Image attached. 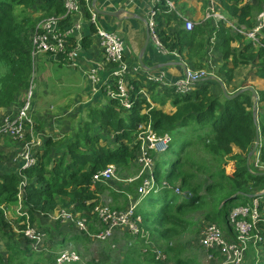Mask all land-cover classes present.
Here are the masks:
<instances>
[{
	"label": "trees",
	"instance_id": "16d2710c",
	"mask_svg": "<svg viewBox=\"0 0 264 264\" xmlns=\"http://www.w3.org/2000/svg\"><path fill=\"white\" fill-rule=\"evenodd\" d=\"M217 1L228 16L248 27L253 26V19L264 3V0ZM208 4L209 0H205L204 7ZM86 6L84 4V9L89 15ZM185 7V4L180 6L181 13ZM163 10L156 18L159 38L169 51L185 53L183 56L188 68L210 69L209 61L214 59L218 66L216 73L226 87L233 81L235 69L243 64L252 65L255 75L264 79V46L255 47L251 41L244 40L243 36L223 24L216 25L211 19L195 23L194 29L187 31L176 13ZM63 13L62 0H0V110L14 105L18 96L31 85L32 52L28 45L36 25L47 16ZM91 28L95 31L94 25ZM240 42L242 46L236 49L233 44ZM211 48L214 52L210 56ZM214 81L197 82L196 89L185 95L171 88H166L163 94L152 95L157 103L171 102L175 108L172 113L135 96L130 109L114 98L102 106L94 102L87 108L88 119L79 124L74 135L68 133L61 139L45 137L42 140V147L37 148L36 165L21 172L18 171L19 167L0 172V241L4 248L0 252V264L5 262L4 254H7L9 264H57L59 249L67 241L82 242L87 246L90 241L87 233H68L61 228L64 225L59 220L56 227L61 228L60 235L57 238L50 235L55 245L53 249L49 247V250L35 252L32 240L25 235L21 239L9 236L11 227L5 220L4 209L17 204L19 185L25 176L24 204L29 210L31 223L37 224L40 217L47 218L63 208L84 218L92 233L100 232L104 225L99 222L95 207L104 185L94 182L93 176L109 164H115L119 169L128 168L136 160L135 151L140 146L137 133L141 123L150 125L157 136L169 135V149L173 134L183 135L185 140L179 156L169 162L168 168L164 169L161 158L156 157L152 175L154 186L148 194L141 196L138 193L143 179L151 177L147 173L129 181L126 187L111 191L114 209H126L138 199L137 195L140 196L134 217L142 231L138 235L125 232V237L133 240V243L124 252L122 264H200L186 252V248L175 242V238L191 225L188 213L201 211L207 221L224 226L225 234L235 239L236 234L232 233L233 227L229 222L230 212L234 207L253 204L255 199L259 201L260 212L255 231L263 236L258 244L256 263L264 264V171H252L247 164L258 129V150L264 162V105H261L264 102V89L257 90V98L251 91H244L229 99L223 92L214 91ZM133 83L136 87L146 85L152 93L158 89L157 83L146 81L143 75ZM246 85L250 84L243 86ZM237 90L235 88L233 91ZM255 103L258 105V122L254 119ZM109 136L113 137V142L109 141ZM135 141L137 146L131 147ZM198 147L216 163L202 162L201 158L195 157L191 148L194 150ZM234 147L242 153L233 155ZM176 187L184 194L176 193ZM136 193V198L131 199ZM121 199L123 203H120ZM47 229H50L49 226L43 229L46 236ZM146 231L151 236H157L162 242L158 241L160 247H151L146 242L142 237ZM251 248L255 251L252 245ZM45 250H53L54 253L46 257L48 254H45ZM158 252L165 257H158ZM94 262L62 264H111Z\"/></svg>",
	"mask_w": 264,
	"mask_h": 264
},
{
	"label": "built area",
	"instance_id": "2783aa9c",
	"mask_svg": "<svg viewBox=\"0 0 264 264\" xmlns=\"http://www.w3.org/2000/svg\"><path fill=\"white\" fill-rule=\"evenodd\" d=\"M62 2L65 13L47 16L36 25V30L31 37V52L33 58L40 54H46L55 62L66 64L83 71L82 63L85 61L84 47L82 44L85 36L83 34L84 20L82 17H78V15L82 13L84 4L89 5L90 15L85 22L87 21L88 24L95 26L94 32L98 37L99 45L104 56L103 61H91L89 69L84 70L83 73L86 79L93 85L92 90L94 93H97L102 88L105 97L119 99L121 105L126 109L132 108V100L135 97H141L142 93L148 90L144 84L136 87L133 83V81L139 80L142 75L146 81L157 83L160 89L171 88L176 93L185 95L196 89V84L200 79L212 74L205 69L193 70L187 67L184 76L173 78L167 70L162 68L150 71L142 67L139 63L132 67L126 60V45L122 35L117 30H109L99 25L98 12L95 8H92L90 0H62ZM162 9L166 13H176L183 20L184 28L187 31L193 30L196 22L181 14L179 4L175 0H149L147 27L150 30L151 42L155 44L160 52L171 54L178 61L184 62L182 54L177 51H169L159 38L156 18ZM206 19H211L216 25L223 24L233 32L243 36L244 40L251 41L255 47L264 46V3L262 9L253 19V26L251 27L228 16L217 0H209L203 20ZM63 21L67 22L62 23ZM110 65H113L114 68L103 79L99 72L104 71L105 66ZM33 86L34 84L31 81V85L27 90V97L23 101L16 116L5 113L4 115L6 116L0 123V141L5 137H10L16 141L29 140L21 146L20 153L17 155L23 161L18 169L19 172L36 165L38 161L37 152L34 150L36 147L34 145V139L29 138L33 137L35 132V122L31 115L34 110L32 98L35 92ZM146 130H149L153 138L159 137L158 140L162 141L165 146L164 151L169 147L171 140L169 135L157 136L150 125L147 124ZM151 140L153 139L151 138ZM138 141H140V144L142 143L141 136L138 137ZM151 151L152 149H148L150 155H152ZM141 161L145 167H148L146 173L151 175L150 178L145 177L139 186L138 193L143 196L148 194L154 186L152 175L155 161L154 158L150 159L147 155H143ZM250 169L252 171H264V162L259 155L253 161V167H250ZM118 171L119 168L117 165L109 164L106 168L94 174L93 181L107 184L116 177ZM144 172L132 177L130 180L133 181L143 176ZM23 177L19 185L18 193L21 224L25 226L24 235L32 240L34 244H41L43 242L40 241L46 236L45 230L42 232L34 231L33 233L28 230L29 228L35 229L36 223L29 221V210L24 204V201H26L25 189L27 178L25 176ZM164 184L167 185L166 182ZM136 206V201L135 203H131L126 209H114L109 204L96 205L95 213H97L99 222L103 223L104 228L100 232L93 233L92 235L103 240L110 237L117 230H127L132 234L136 233L138 235L142 230L139 221L134 217ZM258 208L259 201L255 199L253 204L240 205L232 209L229 215V222L235 231V239L227 236L217 223L211 222L205 227L200 244L210 259L217 255H222L225 258L224 264H241L244 253L250 246V243L253 247L258 248V244L263 240V236L255 231L256 222L260 221ZM58 214V218L61 221H73L80 230L89 233L86 220L80 217L79 214L75 215L68 209L63 208H60ZM42 249H47L46 245L42 244ZM60 252L57 257V264L77 261L79 259V255L74 251L62 250ZM158 257H162L160 252H158Z\"/></svg>",
	"mask_w": 264,
	"mask_h": 264
},
{
	"label": "rangeland",
	"instance_id": "374dc122",
	"mask_svg": "<svg viewBox=\"0 0 264 264\" xmlns=\"http://www.w3.org/2000/svg\"><path fill=\"white\" fill-rule=\"evenodd\" d=\"M34 13V12H33ZM34 15H37L35 12ZM242 46V42L234 44V47L240 48ZM28 48L31 49V41L29 42ZM46 57H48L46 54H40L33 58L32 56V75L31 80L33 79L34 84V92L35 95L33 96V108L31 115L36 121V127L33 137H29L32 139H35L37 137V134L44 139L45 137H51L55 136L56 139H59L60 137H63L65 134H71L74 135L75 129L78 128L79 124L81 122H84L88 119V109L89 105L94 104V102H97V99H99V103L102 106L103 104H106L110 101V97H105L103 95L102 88L98 90L97 93L93 92V85L90 83L88 79H84L81 75L80 69H75L71 66H68L66 64H61L55 61H52V59L49 58V60H46ZM212 68H216L217 62L212 61ZM241 68L238 70L237 74V80H239V83L236 84L235 80L230 82L229 85H227L226 89H229V93H235L236 91H233L237 86L241 87L240 85L245 83L249 84L248 78L253 76L254 68L252 65L243 64L240 66ZM243 67V68H242ZM209 73H212L215 75V73L211 69H206ZM216 70V69H215ZM50 77V79H48ZM216 77H219V74L216 73ZM244 77V78H243ZM220 78V77H219ZM221 79V78H220ZM247 79V80H244ZM222 80V79H221ZM223 81V80H222ZM224 83V82H223ZM86 85L88 87V90L93 92L96 95H89L86 89ZM223 85V84H222ZM220 84L219 81L215 79V81L212 83V88L216 93L223 92V86ZM226 86V85H225ZM159 89V88H158ZM156 89L155 93H152L148 90L145 91V93H142L141 98L147 99L149 103H157L154 101V98L152 95L158 94L159 91ZM239 90V89H238ZM160 91L163 93L166 91L165 89H160ZM40 94V95H39ZM98 94V95H97ZM161 94V93H159ZM158 94V95H159ZM87 96V97H85ZM92 96V97H89ZM96 96H100L101 98H97ZM144 96V97H143ZM27 97V90L24 91V93L20 94L17 98L18 104L14 105V109L12 108V112L10 113L7 111V109L0 110V123L2 122L3 118L6 116L4 115L6 112L11 114L12 116H16L22 102ZM89 97V100L87 101ZM84 102V103H79ZM165 104V103H163ZM161 104V105H163ZM261 105H264V102L261 103ZM155 106V105H154ZM157 106V105H156ZM88 108V109H87ZM69 127V128H68ZM100 133H103L101 129L98 130ZM138 137L141 136L142 143L139 147H137L135 151L136 160L128 167V168H121L117 172V175L115 178H113L109 183L103 184L104 188L101 190L99 196L100 201L97 205H112L114 204L113 197L111 191L113 189H121L123 187H126L128 182L131 181L130 179L134 177L135 175H139L141 173H146L148 167H145L143 162L141 161V158L143 155H147L150 159L154 158V161L156 157H160L162 163L164 164V169L169 167V162L172 160H175L179 154H180V148L183 145V142L185 140V137L183 135L173 134V141L171 142V148L169 147L164 151L165 146L162 141L158 140L159 137L153 138V135L150 134L149 130H146V123H141L138 127ZM105 134V132H104ZM151 138L153 140H151ZM109 141L113 142V137L109 136ZM29 141L28 139H25L23 141H16L8 138H3L0 141V172L3 170H10V169H17L21 166L23 161L17 157V155L20 153L21 146L26 142ZM138 141V140H137ZM103 142V141H102ZM137 142L131 144V147H136ZM194 148V147H193ZM192 149V153H195V157L201 158L203 160L202 162L209 161L211 164H215V160L209 155L205 154L203 149L201 147ZM148 149H152L150 155L148 153ZM169 149V150H168ZM34 150L37 152V150L34 148ZM164 151V152H163ZM148 153V154H147ZM242 152L239 150V148H235L233 151V155L241 154ZM257 154V153H256ZM161 155V156H158ZM256 155L253 154L249 157V160H253V158ZM3 169V170H2ZM205 177V175H204ZM178 185V184H177ZM176 185V186H177ZM175 192L179 195H183L184 193L177 187L175 188ZM136 194L132 195L131 199L136 198ZM137 198L139 199L140 196ZM136 200V202L138 201ZM243 198L241 199V201ZM20 202V200H19ZM120 203H123V199H121ZM135 203V202H134ZM60 208L57 209L52 215L48 216L47 218L40 217L39 221L35 225V229L29 228L28 230L33 233L34 231L42 232L45 227H48L50 229L48 230L47 236H45L44 239H42L40 242H43L41 244H34L33 243V250L35 252H39L42 250V244L46 245V248L49 250L53 249L55 246L52 244V240L50 235L57 238V236L61 233V228L63 230L68 231V233H79L84 232L80 230L75 222H71L69 220L62 221V226L60 229L56 227V224L58 223L60 218H58V212ZM4 216L5 220L10 223L11 229L9 230L8 234L13 239H21L22 235H24L25 226L23 228L20 227L21 225V216L19 214V206L18 202L17 204H13L7 209H4ZM191 219V225L177 238H175V242L180 243L184 248H186V252L193 255L195 259L200 262V264H224L225 258L222 255H217L216 257L209 258L207 252L201 247L200 239L203 236V232L205 230V227L211 223L207 221L204 218V214L201 211H195L190 212L187 215ZM86 227V225H85ZM222 230L225 229L224 226H221ZM86 229V228H85ZM26 230V231H28ZM125 232H128L127 230H117L115 233H113L110 237L107 239H100L96 238L93 235L92 231L89 230V233L85 231L90 236V241L87 244V246H84L82 242H76L69 240L65 243V246L61 249L62 250H69L74 251L79 255V259L77 261H84V262H93L94 261H105L110 262L111 264H122L123 263V257L124 252H126L130 246L131 243H133V240H129L127 237H125ZM131 233V232H130ZM144 234L142 237L146 240V242L150 243L151 247L158 248L160 247L158 241L162 244V242L157 238L156 235L151 236L149 231L143 232ZM232 233L235 234V231L232 230ZM132 234V233H131ZM230 238L232 236L228 233H226ZM31 235V234H30ZM71 235V234H70ZM133 235H136V233H133ZM251 243L248 249L245 251L243 256V261L241 264H257V253L259 248H255L256 253L251 248ZM59 248V246H58ZM251 250L249 251V249ZM3 244L2 241H0V252L3 251ZM45 250L48 254L46 257L51 256L54 251H48ZM261 250V248H260ZM58 252V255L61 252ZM161 253V252H160ZM57 255V257H58ZM252 255V256H251ZM5 262L3 264H9L7 262V254H4ZM163 257V254H162ZM252 257L253 260H252ZM57 259V258H56ZM253 261L255 263H253ZM103 262V263H105ZM172 264V263H170Z\"/></svg>",
	"mask_w": 264,
	"mask_h": 264
},
{
	"label": "crops",
	"instance_id": "0c3cea01",
	"mask_svg": "<svg viewBox=\"0 0 264 264\" xmlns=\"http://www.w3.org/2000/svg\"><path fill=\"white\" fill-rule=\"evenodd\" d=\"M181 3V4H180ZM100 10H106V11H113L117 12L116 16H110L105 14L98 13V22L99 25L107 28L109 30H117L123 37V40L126 45V60L132 67H134L135 64L139 63V55L142 52L145 39H146V30H147V12H148V6H149V0H96L94 3V0H90V5L92 8H94V5ZM179 9L180 6L182 7L185 4V10L181 13L182 15L188 17L189 19L194 20L196 23H200L204 18V14L207 7H204L205 0H178ZM89 10V5L86 6ZM180 11V10H179ZM90 15V11H89ZM89 15L86 13L84 7L83 11L78 17H82L84 20V27H83V34H85L82 44L84 47V58L85 61L82 63L84 70L89 69L91 65V61H103L104 53L99 45L98 37L95 35L94 30H92L91 25L88 24V22L85 20L89 17ZM87 37V38H86ZM87 39L88 45L85 46V41ZM236 44V43H235ZM234 46V44H233ZM214 50L211 48L210 50V56L213 54ZM185 54V53H184ZM183 54V55H184ZM185 56V55H184ZM183 56V57H184ZM185 59V57H184ZM46 60H49V57H46ZM213 60V59H212ZM212 60L209 61L210 69L215 73L214 76H216V68H212ZM53 61V60H52ZM144 62L148 66H156L161 65L160 68L167 70L171 77L178 78L185 75V69L184 66H182L177 59L171 54H164L163 52H160L155 44L153 42L150 43L149 49L146 52L144 56ZM188 67L185 60L182 62ZM140 64V63H139ZM114 68L113 65L105 66L104 71H100V76L105 79L106 75L111 72V70ZM190 68V67H189ZM236 68L234 71V79L236 84L239 83V80H237V72L240 69ZM243 68V67H242ZM191 69V68H190ZM216 69V70H215ZM84 70L81 71V76L85 79L86 76L84 75ZM199 70V69H196ZM206 70V68H205ZM255 73V70H254ZM219 78V77H218ZM244 78V77H243ZM50 79V77L48 78ZM220 79V78H219ZM215 80V79H212ZM247 80V79H244ZM249 84L253 86L256 90L264 89V79L257 77L255 74L248 78ZM33 82V79H32ZM245 83L237 86L238 89L245 87L243 85L247 84ZM225 84V83H224ZM226 85V84H225ZM248 86V85H246ZM159 88V87H158ZM89 95H96L93 92L88 90V87L86 85V89ZM150 91V90H148ZM159 93L163 94V91H160V88L158 89ZM151 92V91H150ZM158 93V94H159ZM157 94V95H158ZM40 95V94H39ZM98 95V94H97ZM160 95V94H159ZM89 96V97H92ZM87 97V96H85ZM89 97L87 101L89 100ZM97 98H101L100 96H96ZM99 102V99H97V103ZM84 103V102H79ZM163 103H151L152 106L155 105L158 109H162L163 111L167 113L174 112L175 108L171 104V102H164ZM18 104V101L16 100L15 104ZM23 104V102H22ZM21 104V105H22ZM163 104V105H161ZM14 105H12L10 108H4L7 109L8 112H12V108L14 109ZM157 105V106H156ZM21 107V106H20ZM3 109V110H4ZM7 113V112H6ZM69 128V127H68ZM54 140H57L56 137L53 135L51 136ZM64 137V136H63ZM60 137L59 139L63 138ZM8 138V137H5ZM42 137H40L39 134H37V137L34 139V145L36 148L42 147ZM237 147H234V149ZM240 150V149H239ZM3 170V169H2ZM12 170V169H10ZM5 171V170H3ZM9 171V170H7Z\"/></svg>",
	"mask_w": 264,
	"mask_h": 264
},
{
	"label": "water",
	"instance_id": "95a60500",
	"mask_svg": "<svg viewBox=\"0 0 264 264\" xmlns=\"http://www.w3.org/2000/svg\"><path fill=\"white\" fill-rule=\"evenodd\" d=\"M95 2H96V0H94V3H95ZM93 5H94L95 10H96L98 13H100V14H105V15H110V16H116V15H117V12L106 11V10H100V9H98V8L96 7L95 4H93ZM150 43H151L150 30H149V28L147 27L145 43H144V46H143L142 52L140 53L138 59H139V63H140V65H141L142 67L147 68L148 70H156V69H159V68L161 67V65L148 66V65L144 62V56H145L146 52H147L148 49H149V45H150ZM179 63H180L182 66H184V69H185V70L187 69V67H186V65H185L184 63H182V62H180V61H179ZM211 79H216L217 81L220 82L221 85L223 84V85H222V86H223V93H224L225 97H227V98H229V99H232V98H234V97H237L239 94H241V93L244 92V91H251L255 98L258 97L257 90H256L253 86H251V85H248V86L242 87V88H240L239 90H237L235 93L230 94V93L228 92V90L226 89V86H225V84L223 83V81H222L221 79L217 78V77L214 76V75H210V76H208V77H206V78L200 79L198 82H202V81H206V80H211ZM257 107H258V105H257V103H255V104H254V109H253V110H254V119H255L256 122H258V121H257ZM257 131H258V134H257V136H256V142H255L254 147L251 149V151H250V153H249L250 156L253 155V154H255V153L257 152V150H258V146H259V144H260V134H259V129H258ZM248 165H249V161H248Z\"/></svg>",
	"mask_w": 264,
	"mask_h": 264
},
{
	"label": "clouds",
	"instance_id": "9594fccd",
	"mask_svg": "<svg viewBox=\"0 0 264 264\" xmlns=\"http://www.w3.org/2000/svg\"><path fill=\"white\" fill-rule=\"evenodd\" d=\"M179 62V61H178ZM160 69V68H159ZM151 71V70H150ZM211 75H213V74H211ZM210 76V75H209ZM34 119V118H33ZM35 120V119H34ZM35 127H36V121H35ZM35 149L37 150V148L35 147ZM257 153V154H256ZM255 153V157L253 158V160L251 161V160H249V158H248V161H249V168L250 167H253V161L256 159V157H257V155H259L260 156V153H259V150H257V152ZM250 157V156H249ZM247 161V162H248ZM248 164V163H247ZM263 192V191H262Z\"/></svg>",
	"mask_w": 264,
	"mask_h": 264
},
{
	"label": "bare ground",
	"instance_id": "6f19581e",
	"mask_svg": "<svg viewBox=\"0 0 264 264\" xmlns=\"http://www.w3.org/2000/svg\"><path fill=\"white\" fill-rule=\"evenodd\" d=\"M261 10V9H260ZM183 12V11H182ZM144 97V96H143ZM139 98V97H138ZM85 232V231H84ZM91 234V233H90ZM92 235V234H91Z\"/></svg>",
	"mask_w": 264,
	"mask_h": 264
}]
</instances>
